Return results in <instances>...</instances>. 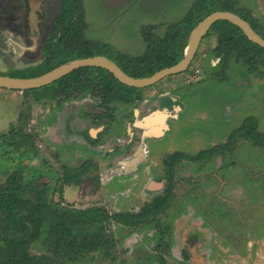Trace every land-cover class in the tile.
I'll use <instances>...</instances> for the list:
<instances>
[{
    "label": "rangeland",
    "instance_id": "obj_1",
    "mask_svg": "<svg viewBox=\"0 0 264 264\" xmlns=\"http://www.w3.org/2000/svg\"><path fill=\"white\" fill-rule=\"evenodd\" d=\"M0 1L8 5L20 4L15 0ZM41 1L43 14L39 18L42 19L40 31L43 36L35 42L33 50L29 49L34 39L27 27L25 0L19 10L8 9L6 17L0 19V74L14 77L37 73L35 70L24 72V67L39 60L40 44L50 32L57 30L55 22L61 3V0ZM213 1L83 0L86 28L81 40L83 45L88 41L106 46L95 48L93 54H102L119 64L118 58L135 59L146 54L144 37L162 38L171 25L180 22L195 7L203 3L210 7ZM232 1L233 7L254 19L258 28L264 29V0ZM30 10L35 11L34 7ZM20 28L25 31L24 35ZM6 37L25 38L23 41L11 39L14 45H26L27 49L7 46ZM48 42L42 47L43 59L44 49L50 50L48 56L55 53ZM202 42L186 72L142 89L145 101L138 106L127 111L122 105L114 106L116 123L110 129V137L119 131L127 139L131 131L135 133L134 145L140 136L139 130L133 129L134 119L138 120L136 124L144 127L143 133L147 129L149 135L154 133L161 137L166 119L153 122L154 119L157 114L172 116L167 119L168 130L163 138L147 141L150 158L136 174L117 175L134 170L144 158L143 144L134 156L121 162V167L111 168L104 151L85 152L83 147L87 146L75 138L78 136L76 130L64 129L62 116L69 107L80 108L85 104L93 112L102 114L106 111L97 107L102 90L100 92L92 85L84 88L76 101L62 103V98L68 94L48 100L43 98L49 93L44 88L26 94L0 89V181L23 165H27L26 180L40 174L45 183L52 177L60 179L64 168L85 166L88 171L79 178V185L64 186L62 199L57 194L54 196L61 202V207H103L110 214L138 213L163 193L168 175L165 161L172 154L195 156L225 145L229 143V135L247 119H253L257 130L264 133V65L249 74L245 67L234 64L227 71L226 79H217L214 73L217 62L210 58L216 38L210 35ZM69 45L65 43L66 47ZM20 53L22 55L18 57ZM35 55L38 58L34 60ZM62 55L55 53L53 56L60 58ZM160 97H171L176 105L165 107L158 102ZM87 107H81L78 115L83 114L85 108L88 110ZM134 111L136 117L133 118L131 113ZM154 124L157 127L153 131ZM85 126L81 139H87L88 145L97 147L95 141L99 138L102 143L106 141L103 126L88 123ZM9 142L14 143L13 147L8 146ZM30 155L33 158L29 161ZM172 172L174 197L167 215L174 229L170 256L164 255L167 262L264 264V148L253 146L252 141L237 139L221 155L200 161L183 160L173 165ZM111 229L114 238L120 241L113 253L115 260L91 255L77 264H157V240L153 228L130 232L112 224Z\"/></svg>",
    "mask_w": 264,
    "mask_h": 264
},
{
    "label": "trees",
    "instance_id": "obj_2",
    "mask_svg": "<svg viewBox=\"0 0 264 264\" xmlns=\"http://www.w3.org/2000/svg\"><path fill=\"white\" fill-rule=\"evenodd\" d=\"M232 2L214 0L213 6L205 7L206 4L203 3L195 7L184 19L171 25L162 38L151 40L144 37L146 54L135 59L120 58L122 62L119 63V67L130 77L144 78L177 64L183 58L192 29L215 11L236 14L264 39V29L258 28L254 19L233 7ZM55 28L57 30L54 33L60 36H54V39L58 38L54 43L53 38H50L48 43L51 45L50 49L63 54L62 57L53 56L55 53L51 55L52 57L48 56L50 50L44 49L45 59L37 66L24 69V72L35 70L36 74L33 76L21 74L14 77H37L69 61L104 56L99 53L93 54V50L106 46L94 45L88 41L84 45L82 43V35L86 28L83 0H61ZM210 35L216 38V45L211 51L210 58L219 60L214 72L217 79H226V73L233 64L242 65L249 74L264 65V50L250 42L239 28L221 21L214 24L206 36ZM67 42L70 43L68 47L65 46ZM54 59L58 60L52 63ZM125 61L135 68H127ZM38 68L43 70L39 71ZM76 83H83L82 89L93 85L94 89L100 92L102 90V95L114 96L124 105L143 99L141 90L120 84L110 73L98 68L78 69L44 87L49 93L43 98L56 100L68 94L67 90H71ZM80 87L78 86L79 89ZM28 92L24 91L22 94ZM237 139L249 140L253 146L264 148V133L257 130V124L253 119H247L240 128L229 135V143L225 145L202 151L195 156L175 153L171 157L172 164H167L166 167L168 175L163 193L138 213L131 214H110L103 207L76 209L60 206L61 202L56 201L54 196L57 194L58 198L62 199L64 186L79 185V178L88 171L85 166L76 169L64 168L60 179L54 180L52 177L45 183L42 182L44 177L40 174L26 180L24 174L27 165L22 164L23 166L13 169L0 181V264H77L81 260L89 259L91 255L113 261L115 260L113 253L120 241L114 238L112 224L127 228L130 232L153 228L157 240V264H169L164 255L170 256L174 229L167 215L174 197L173 165L183 160L200 161L221 155ZM7 144L9 147L14 145L13 142ZM32 158L30 155L29 161ZM165 221L167 224L164 225Z\"/></svg>",
    "mask_w": 264,
    "mask_h": 264
},
{
    "label": "flooded vegetation",
    "instance_id": "obj_3",
    "mask_svg": "<svg viewBox=\"0 0 264 264\" xmlns=\"http://www.w3.org/2000/svg\"><path fill=\"white\" fill-rule=\"evenodd\" d=\"M15 1H20V4H18V5H8L5 2H1L0 1V19L1 18L3 19L4 17H6V12L8 11V9L9 10H13V11H17V10H19L20 5H25V4H22L23 3V0H15ZM25 1H26V6L25 7H26L27 11L29 12L30 9L33 8L34 6H32L33 4L31 5L28 2V0H25ZM36 1H39V0H36ZM34 9H36V7H34ZM32 12H34V11L32 10ZM34 14L37 17V19L39 21V24L38 25L36 24L37 25L38 32H33V34H32L33 36L32 37H35L34 39L40 40L42 38V36H43L42 33H41V31H40V22L42 21V19L39 18L43 14V5L42 4H41L40 9L38 11H35ZM28 19H29V13L27 14V20ZM27 27L29 29L28 24H27ZM20 29L22 30V28H20ZM29 31H30V29H29ZM206 35L203 38L204 40L209 37V36H206ZM54 36H58L59 37L60 35L58 33H52V32H50V34L48 35L47 39L46 38H45L46 40L43 39L44 42H43L42 45H44L46 43V41L50 40V38H53L52 43H54L55 42ZM203 39L201 40V42L199 44V47H198V50H197L196 54L198 53L199 48H200L201 44L203 43L202 41H204ZM212 49H211V51H212ZM211 51H210V54H211ZM196 54H195V56H196ZM103 57H106V56H103ZM107 59L110 60V58H107ZM118 60H119V63L122 62L119 58H118ZM193 60H192V62H193ZM110 61H112V60H110ZM215 61L217 62L216 63V66H217V64L219 63V60L218 59H215ZM113 63L116 66H118V67L120 66L119 64H117L115 62H113ZM191 63H190V65H191ZM190 65H189V67H190ZM125 66L127 68H131V69L132 68L133 69L135 68L134 65H129L128 63H125ZM189 67H188V69H189ZM78 86H81L80 89L78 88ZM82 86H83L82 83H76L73 87H71V90L70 89L67 90L68 95L62 98V101H63L62 103H68V102L69 103H72V101H76V99H78L80 96H82L81 93H80L83 90L82 89ZM77 89H79L80 91L77 90ZM139 90H141L140 93H141V96L143 97L142 89H139ZM75 92L77 94L76 95H72ZM144 101H145V99L143 97V99L141 101H135L133 104L124 105L121 102V100L115 99L114 96H108V95H102L101 94V95H99V103H98V106L97 107L98 108L106 109V111L104 113L99 114L97 112H93L85 104L84 105H81L80 108L79 107H77V108L76 107L75 108L74 107H71V108L69 107L68 109H66L64 111V114L62 116V119H64V129H66V130H72V129L73 130H76V133L78 134V136L75 137V138L78 141H80V142H84L85 145L87 146V147H83L84 150H85V152H87V150H89V151H92L93 150L92 153L104 151V156L109 157L108 159H109L110 167L111 168H113V167H121L122 166V165H120L121 162L129 159L132 156H134L137 148L139 147V145L140 144H143L144 145V158L141 161H139V163L136 164L134 170L131 171V172H129V173H123V172H121L120 174H117V175H124V176H126V175L136 174L139 171V169H141L142 167H144L145 164H147L148 161H149V158H150L149 157V152H151V150H150L151 148L149 149L150 151H147L146 150L147 149V147H146L147 141H152V140H155V139L163 138V136L165 135V133L168 130L167 119L169 117L172 118V116L167 115L168 117L165 120L166 129L162 131L161 137H158V138H155V137L143 138V130L142 129H138L137 127H135L134 126V123H133L132 124L133 129H137L140 132V136L137 137L138 138V141L137 142L135 141L136 142L135 145L132 144V143H134V139H135L134 134L135 133H133V132L130 131V134L127 136V139H125V136L124 135L122 136V132H119V131L116 132L115 135H113V136L110 137V135L112 133V130H110V129L113 127L114 123H116L115 118L113 117V110H114V106L115 105H122V106L125 107V109H126L125 111H127V109H129L130 107L138 106L139 104L143 103ZM158 102L161 105L165 106V107H171L173 105H176L174 103L175 102V99H173L171 97H163V98L160 97V99L158 100ZM178 104H179V101H178ZM81 107H83V108L84 107H87L88 110H86V108H85V110L83 111V114L78 115L79 112H80V110H82ZM155 112H158V111H155ZM131 115L133 116V118L136 117L135 111H134V113H131ZM124 118H126V117L124 116ZM144 118H142L140 120L143 121ZM105 120H107V123L104 124L103 122ZM137 121L138 120H135L134 119V122H137ZM86 123H88L89 125H92V126H95V125L98 126V127L103 126L102 131L104 133V138H106V141L104 143H102L101 138L96 139L95 142L98 143L97 144V147H93V146L88 145L86 143V140L87 139L86 140L81 139L82 132L84 130H86V126H85ZM102 124H104V125H102ZM117 126H118V123H117ZM154 128L155 127H153V129ZM102 131H100V132H102ZM83 148H81L82 151H83ZM172 155H171V157H172ZM171 157H170V159L168 161H165V164H170V163L172 164ZM166 167H167V165H166Z\"/></svg>",
    "mask_w": 264,
    "mask_h": 264
},
{
    "label": "water",
    "instance_id": "obj_4",
    "mask_svg": "<svg viewBox=\"0 0 264 264\" xmlns=\"http://www.w3.org/2000/svg\"><path fill=\"white\" fill-rule=\"evenodd\" d=\"M37 4H39L37 2ZM33 9V8H32ZM34 14L30 12V23L31 27H34ZM228 22L231 25L240 29L243 35L254 45H257L264 50V39L258 35L251 26L238 17L236 14L228 11H215L203 20H201L190 32L188 37L187 46L184 50L183 58L177 64L164 68L155 72L153 75L144 78H133L125 74L118 66H116L112 61L103 56H95L90 58L78 59L74 61H69L59 67L37 77L32 78H16L0 75V89H5L9 91H32L47 87L56 81L62 79L63 77L71 74L72 72L82 69V68H98L110 73L120 84L135 89H145L157 82L165 79L169 76L178 75L187 71L190 63L195 57L201 40L209 32L214 24L217 22ZM134 123L137 128L144 129L141 124ZM153 126H157L154 124ZM152 126V129H153ZM155 130V129H154ZM153 130V131H154ZM144 134L143 138L157 137V134L150 133Z\"/></svg>",
    "mask_w": 264,
    "mask_h": 264
},
{
    "label": "crops",
    "instance_id": "obj_5",
    "mask_svg": "<svg viewBox=\"0 0 264 264\" xmlns=\"http://www.w3.org/2000/svg\"><path fill=\"white\" fill-rule=\"evenodd\" d=\"M28 2L32 5V6H34V7H36V9H34L35 11H38L39 9H40V7H41V4H42V1L40 0V1H36V0H28ZM37 2L39 3V4H37ZM32 9V8H31ZM31 11V10H30ZM35 11L33 12V14L35 13ZM29 13V19L27 20V24H28V26H29V29H30V33H31V35L33 34V32H38V29H37V25L39 24V21H38V19H37V17L35 16V14H34V27H31V23H30V12H28ZM41 23V22H40ZM37 24V25H36ZM25 32V31H24ZM24 32L22 31V33H21V35H24ZM33 36V35H32ZM23 37V36H22ZM11 38H13V39H16L15 37H11ZM10 37H6V41H8V42H6V45L8 46H12V47H19V48H22V49H27V47H26V45H24L23 47H20V45H14L13 43H15L14 41H13V39H11ZM19 38V39H18ZM16 40H22V39H25V38H21V37H18ZM35 37H33V39H34ZM23 41V40H22ZM37 41V43H38V41L39 40H35L34 39V43H33V45H32V47H30L29 49L30 50H33V48L35 47L36 48V42ZM19 42V41H18ZM23 44H24V42H23ZM14 47V48H15ZM42 47H43V45L42 44H40V50L38 51V54H40L39 55V60L36 62V63H30L28 66H26V67H24V68H27V67H32V66H37V65H39L41 62H42V60H43V55H42ZM10 50V49H9ZM22 52H23V54H24V52L25 51H23L22 50ZM22 54L20 53L19 54V56L18 57H20ZM24 56V55H23ZM34 58V60L35 59H37L38 57L35 55V57H33ZM22 94V93H21ZM135 123V122H134ZM153 127H155L154 129H156V127L157 126H153ZM154 129H152V130H154Z\"/></svg>",
    "mask_w": 264,
    "mask_h": 264
},
{
    "label": "bare ground",
    "instance_id": "obj_6",
    "mask_svg": "<svg viewBox=\"0 0 264 264\" xmlns=\"http://www.w3.org/2000/svg\"><path fill=\"white\" fill-rule=\"evenodd\" d=\"M159 113H161V112H159ZM168 116H167V114H164L163 116L162 115H158L157 114V117L154 119V121L153 122H156V121H164L166 118H167ZM153 122H152V124H153ZM148 125H150V124H148ZM166 129V128H165ZM144 133L145 134H148V130L147 129H145L144 130ZM150 135H153V134H150ZM160 135H157V137H159Z\"/></svg>",
    "mask_w": 264,
    "mask_h": 264
}]
</instances>
